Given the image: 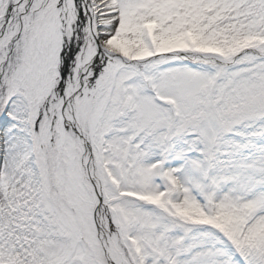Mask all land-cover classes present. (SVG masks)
Wrapping results in <instances>:
<instances>
[{"label": "snow or ice", "instance_id": "1", "mask_svg": "<svg viewBox=\"0 0 264 264\" xmlns=\"http://www.w3.org/2000/svg\"><path fill=\"white\" fill-rule=\"evenodd\" d=\"M0 264H264V0H0Z\"/></svg>", "mask_w": 264, "mask_h": 264}]
</instances>
